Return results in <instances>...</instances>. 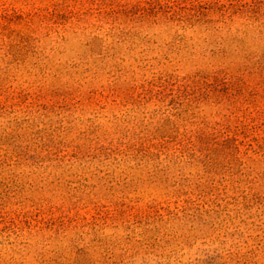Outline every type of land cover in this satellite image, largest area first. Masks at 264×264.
<instances>
[{
    "label": "rangeland",
    "instance_id": "rangeland-1",
    "mask_svg": "<svg viewBox=\"0 0 264 264\" xmlns=\"http://www.w3.org/2000/svg\"><path fill=\"white\" fill-rule=\"evenodd\" d=\"M0 264H264V0H0Z\"/></svg>",
    "mask_w": 264,
    "mask_h": 264
}]
</instances>
